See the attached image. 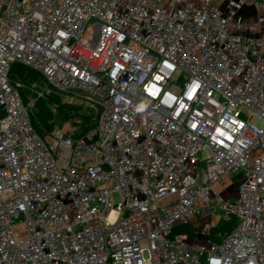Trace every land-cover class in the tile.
<instances>
[{"label":"built area","instance_id":"obj_1","mask_svg":"<svg viewBox=\"0 0 264 264\" xmlns=\"http://www.w3.org/2000/svg\"><path fill=\"white\" fill-rule=\"evenodd\" d=\"M0 264H264V0H0Z\"/></svg>","mask_w":264,"mask_h":264},{"label":"trees","instance_id":"obj_2","mask_svg":"<svg viewBox=\"0 0 264 264\" xmlns=\"http://www.w3.org/2000/svg\"><path fill=\"white\" fill-rule=\"evenodd\" d=\"M38 77H40V75L18 64L12 66L10 71V79L12 81L18 79L23 84L24 88L20 91V94L25 102H27V96L30 95L32 84H35L37 87L43 85V81L37 83L39 81ZM52 102L57 103L55 113H52L49 109V104ZM75 114H77L75 106L62 104L60 103L58 96L50 94L45 99L38 98L34 102L33 108L30 112V119L35 131L39 134H43V132L50 131L54 125H61L62 122L70 119ZM235 224L236 219L233 216H229V219L226 221L224 220L220 225L215 227L211 226L209 234L210 239L219 241L230 232ZM184 231L187 230L181 227L175 229V232Z\"/></svg>","mask_w":264,"mask_h":264},{"label":"rangeland","instance_id":"obj_3","mask_svg":"<svg viewBox=\"0 0 264 264\" xmlns=\"http://www.w3.org/2000/svg\"><path fill=\"white\" fill-rule=\"evenodd\" d=\"M93 22H90L88 24V26L86 27L83 36L85 38L89 37L93 32V28H92ZM39 81L37 83H41L42 82V78L38 77ZM69 105L75 106L76 107V111L77 114L75 115H88V110L86 108H84L83 106H80L78 104H71V103H67ZM73 117H71L72 119ZM257 124H260L261 122L259 120L256 121ZM240 184V177H235L234 179L231 178H224V183L221 184L220 186L215 185V188L218 190V187L222 188L223 193H225L223 196L224 197H231L230 200L232 202H234L237 197H238V186ZM112 201L116 204L120 203L121 199H120V195L115 192L112 195ZM222 212L214 209L213 205H209L206 210H200V214L198 216L194 217V221H193V228L197 229V230H202L206 224H209L210 227H215L217 225H220L224 220H228V218L224 219L222 218ZM189 232V231H187ZM190 242V241H189ZM198 243H203L202 240H198Z\"/></svg>","mask_w":264,"mask_h":264},{"label":"crops","instance_id":"obj_4","mask_svg":"<svg viewBox=\"0 0 264 264\" xmlns=\"http://www.w3.org/2000/svg\"><path fill=\"white\" fill-rule=\"evenodd\" d=\"M218 186H220V185H218ZM218 191L221 193V194H225V193H223V191H222V188L221 187H218ZM229 198V197H228ZM231 198V197H230ZM181 228H184V229H186L187 231H189V232H187V231H184L185 233H187L188 235H192V236H194V232L196 231V229H192L191 227H189V226H181Z\"/></svg>","mask_w":264,"mask_h":264}]
</instances>
